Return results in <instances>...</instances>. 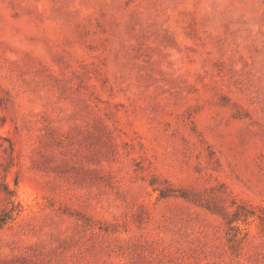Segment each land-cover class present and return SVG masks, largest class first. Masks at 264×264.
Listing matches in <instances>:
<instances>
[{
    "label": "rangeland",
    "instance_id": "1",
    "mask_svg": "<svg viewBox=\"0 0 264 264\" xmlns=\"http://www.w3.org/2000/svg\"><path fill=\"white\" fill-rule=\"evenodd\" d=\"M0 264H264V0H0Z\"/></svg>",
    "mask_w": 264,
    "mask_h": 264
}]
</instances>
